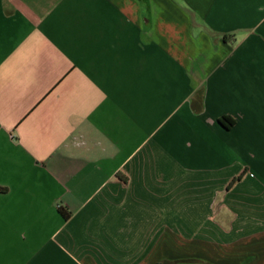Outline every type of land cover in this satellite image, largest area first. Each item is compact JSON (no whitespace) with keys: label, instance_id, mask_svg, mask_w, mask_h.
<instances>
[{"label":"crops","instance_id":"obj_1","mask_svg":"<svg viewBox=\"0 0 264 264\" xmlns=\"http://www.w3.org/2000/svg\"><path fill=\"white\" fill-rule=\"evenodd\" d=\"M159 263L264 264V0H0V264Z\"/></svg>","mask_w":264,"mask_h":264},{"label":"trees","instance_id":"obj_2","mask_svg":"<svg viewBox=\"0 0 264 264\" xmlns=\"http://www.w3.org/2000/svg\"><path fill=\"white\" fill-rule=\"evenodd\" d=\"M218 122L221 125L225 126V127H231L233 125V122L231 120H229L227 117H224V116L220 117L218 119ZM63 216L66 218L67 217V214L66 213H63Z\"/></svg>","mask_w":264,"mask_h":264}]
</instances>
